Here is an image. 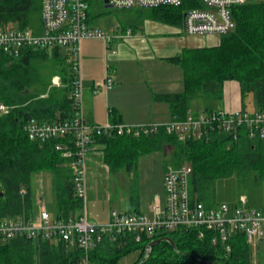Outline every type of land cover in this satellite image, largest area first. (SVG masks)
<instances>
[{"label": "trees", "instance_id": "1", "mask_svg": "<svg viewBox=\"0 0 264 264\" xmlns=\"http://www.w3.org/2000/svg\"><path fill=\"white\" fill-rule=\"evenodd\" d=\"M41 4L42 0H0V28L32 29L33 18L41 14ZM188 8L189 4L146 10L153 19L182 25ZM140 13L139 19L144 17ZM232 14L236 27L221 37L219 45L188 49L170 59L184 71L185 90L157 98L170 104L176 119L187 116L195 99H220L227 80L236 81L242 97L252 94L256 107L264 109V0H248L233 7ZM90 20L93 21L91 14ZM50 57L65 64L64 87L41 98L31 91L36 81L34 65ZM75 77L70 52L63 54L60 48L25 49L18 57L0 54V101L12 107L8 114L0 116V219L33 215L31 180L44 172L52 173L57 218L69 219L83 208V201L75 192L73 171L56 150V141H34L24 131V125L33 119L55 121L76 116L78 107L72 98ZM94 144L101 146L102 161L114 174L136 170L141 157L155 151L167 153L170 148L173 166L185 163L192 166L191 193L207 206L215 205L211 203V191L220 179L255 172L264 180V139L252 140L246 133L238 139L212 133L195 140L181 139L161 128L140 137L102 134L96 136ZM165 236L174 240L176 248L163 241L146 258L149 243ZM153 239H144L139 244L131 238H120L115 243L104 241L93 250L91 260L94 264H118L124 255L139 249L141 258L136 264H252L244 234L233 237L229 253L220 245H213L209 235L200 238L195 229L165 232ZM81 257L80 250H71L58 239L18 237L0 242V264H79Z\"/></svg>", "mask_w": 264, "mask_h": 264}, {"label": "built area", "instance_id": "2", "mask_svg": "<svg viewBox=\"0 0 264 264\" xmlns=\"http://www.w3.org/2000/svg\"><path fill=\"white\" fill-rule=\"evenodd\" d=\"M94 0H42L41 29L0 28V54L18 57L25 49L62 50L70 48L76 77L72 98L78 111L75 117L66 120H30L24 131L34 141L55 140V148L68 161L73 171V182L78 198L83 201L81 212L69 219L54 217L47 212L44 203L36 215L0 219V242L18 237L33 240L63 241L71 250L82 253L79 264H94L92 252L104 241L115 243L120 238H131L139 244L144 239H153L165 232L180 229L198 230L199 237L220 245L226 253L231 252L233 237L244 234L251 246L255 241H264V208L246 205L216 204L207 206L193 197L190 179L193 168L190 164L168 167L163 175L162 199L152 206V213L140 211L118 212L113 210L104 223L89 222L86 212L87 156L96 136L117 133L119 135H149L164 128L167 133L181 139L200 140L212 133H224L234 139L246 133L252 140L264 139V109L254 112L240 110L227 112L223 109L188 113L184 119H176L166 125H129L107 123L94 125L82 113L83 85L80 70V44L86 39L104 41L106 50L116 51L112 43L124 40L136 32L132 28L109 34L93 25L90 8ZM105 1V0H104ZM248 0H108L120 10L153 9L162 6L181 7L189 4L181 25L185 34L194 36L219 35L232 32L236 23L232 14L235 6ZM113 79L107 78L105 88L110 89ZM98 92V88L95 93ZM12 107L0 101V116L8 114ZM63 141V142H62ZM23 194L26 191H22ZM41 202V201H40ZM154 240V239H153Z\"/></svg>", "mask_w": 264, "mask_h": 264}, {"label": "crops", "instance_id": "3", "mask_svg": "<svg viewBox=\"0 0 264 264\" xmlns=\"http://www.w3.org/2000/svg\"><path fill=\"white\" fill-rule=\"evenodd\" d=\"M140 10L135 11L136 15L142 11L144 17L139 19V25L132 28L136 34L112 43L111 47L116 54L107 51L104 41L99 39H86L80 44L82 113L91 124L106 125L115 120L129 125L168 124L174 118L171 106L157 96L182 93L185 90L184 71L170 59L188 49L220 44L221 39L218 43L213 36L185 34L180 24L153 19L149 16V10ZM91 23L96 25L93 21ZM125 28L128 27L122 29ZM107 78L113 79L110 89L105 88ZM97 88L98 92L95 93ZM223 110L233 112L226 108ZM202 111L212 110L199 109L191 104L188 113L198 114ZM93 151L101 152V146L94 144L90 152ZM162 190L163 187L157 193H151L144 203L145 211L140 212L152 213L153 204L163 198ZM243 204L251 207L246 196L229 203L232 206ZM258 205V208H264V203ZM37 213L33 209V214Z\"/></svg>", "mask_w": 264, "mask_h": 264}, {"label": "rangeland", "instance_id": "4", "mask_svg": "<svg viewBox=\"0 0 264 264\" xmlns=\"http://www.w3.org/2000/svg\"><path fill=\"white\" fill-rule=\"evenodd\" d=\"M120 10L113 7H106L104 0L92 1L90 14L93 22L100 29L114 35L116 28L119 31L123 27L133 28L138 24L139 18L135 11ZM33 30L41 29V14L33 18ZM141 31V30H140ZM139 31V33H140ZM213 36L220 41L219 35ZM70 48L62 50L65 54ZM36 81L31 91L41 98L56 92L64 87L62 75L65 64L57 61L54 57L38 60L35 62ZM192 104L199 109L211 107L212 109H228L236 111L246 109L250 112L256 111L252 94L242 97L239 84L234 80H227L222 85V96L220 99L211 100L198 98ZM163 151H155L140 159L138 168L131 172L121 171L110 173L102 161L100 151L90 152L87 156V200L86 210L89 222H107L113 210L118 212H133L135 209L144 210V203L147 202L151 193H157L162 189L161 182L163 172L173 166V158ZM32 200L35 211H39L41 204L52 218L57 216V198L53 188V177L51 172H44L41 175H34L31 180ZM164 196V191L162 190ZM246 196L250 200L252 208H258V203H264V180L257 177L255 172L243 176H233L220 179L214 184L211 191V203H225ZM41 201V202H40ZM140 202V205L139 203ZM252 264H264V241H255L251 246ZM141 258V250L135 249L124 255L118 264H136Z\"/></svg>", "mask_w": 264, "mask_h": 264}, {"label": "water", "instance_id": "5", "mask_svg": "<svg viewBox=\"0 0 264 264\" xmlns=\"http://www.w3.org/2000/svg\"><path fill=\"white\" fill-rule=\"evenodd\" d=\"M104 3L106 4V7H112L108 3V0H105ZM185 16H186V13H184V16L183 17H185ZM163 241L169 242L174 248H176L175 242H174V240L171 237L165 236V237H162V238H158V239H155V240H153L152 242L149 243V245L146 248V255H145V257L148 258L151 255V253H152V249L156 245H158L159 243H161Z\"/></svg>", "mask_w": 264, "mask_h": 264}]
</instances>
